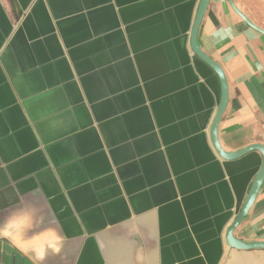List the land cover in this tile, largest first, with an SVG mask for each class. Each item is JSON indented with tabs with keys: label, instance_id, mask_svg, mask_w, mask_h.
I'll list each match as a JSON object with an SVG mask.
<instances>
[{
	"label": "crops",
	"instance_id": "obj_1",
	"mask_svg": "<svg viewBox=\"0 0 264 264\" xmlns=\"http://www.w3.org/2000/svg\"><path fill=\"white\" fill-rule=\"evenodd\" d=\"M264 29V0H232ZM199 0H0V264H264L225 231L262 155H218ZM196 34L223 71L224 151L264 145V36L226 0ZM233 235L264 240V178Z\"/></svg>",
	"mask_w": 264,
	"mask_h": 264
},
{
	"label": "water",
	"instance_id": "obj_2",
	"mask_svg": "<svg viewBox=\"0 0 264 264\" xmlns=\"http://www.w3.org/2000/svg\"><path fill=\"white\" fill-rule=\"evenodd\" d=\"M209 0H199L198 8L195 13L194 19H193V25L190 30L189 39H190V48L192 52L197 55L200 59H202L207 65H209L213 71L217 74L220 82V88H221V95L218 103V108L213 116L212 124L210 126V138L212 140V144L214 146V149L218 155H220L224 159H235L238 157H241L244 155V153L256 150L262 155V160L260 167L258 168V172L256 173L252 183L250 184V189L245 197V200L243 201V205L237 212V214L232 219V222L229 224L225 231V240L229 247L237 248V249H263L264 248V240L263 241H246L235 237L233 235V230L242 222V219L245 217V214L253 204L256 195L258 194V191L260 189L261 182L264 178V145L262 144H256L252 143L249 145L244 146L243 148H240L238 150L234 151H224L221 149L219 145L218 138L216 137V130L218 125V120L221 117L225 107H226V101L228 97V88L226 84V79L223 71L221 70L220 66L213 61L208 55L203 54V52L200 50L199 45L197 43L196 34L200 25V21L205 13L207 3ZM228 5L231 6L233 11L243 20L245 21L251 28H253L255 31L260 32L264 36V29L260 27L259 25L253 23L250 21L246 15L237 8L236 5H234L232 0H226Z\"/></svg>",
	"mask_w": 264,
	"mask_h": 264
}]
</instances>
